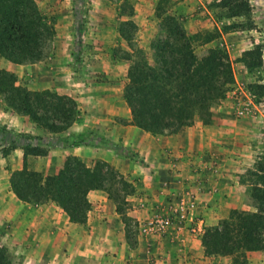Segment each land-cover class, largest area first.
<instances>
[{
  "label": "rangeland",
  "instance_id": "obj_1",
  "mask_svg": "<svg viewBox=\"0 0 264 264\" xmlns=\"http://www.w3.org/2000/svg\"><path fill=\"white\" fill-rule=\"evenodd\" d=\"M180 1L183 0H35L54 35L42 60L27 64L31 66L19 77L14 74L15 85L30 92L42 93L36 98L38 103L41 96L45 98L43 95L46 92L50 96L46 101H50L51 104L48 105L52 106L57 103L54 95L71 98L55 91L43 90V85L47 83L43 80L44 61L49 67L48 76H52L53 80L56 77L63 84L61 93L69 91L66 90L69 84L75 91L84 90L86 95L89 92L85 90L86 87L82 88L85 84L88 87L94 85V89L107 88L113 83H119L120 88L124 87L130 81L128 73L131 68L140 64L149 68L156 67L154 41L162 38L165 33L161 29L165 15L175 16L189 35H214H207L214 37L210 42H194L193 50L198 59L205 57L210 49L221 51L222 60L228 63L230 73V81L225 80L220 86L221 98L214 99L202 112L194 114L188 125L161 134L162 137L169 138L171 135L185 134L190 129L196 133L195 142L188 141L186 137L176 143V151L186 155L188 164H184L185 167L178 171L183 174L184 182L177 185L180 184L182 175L180 178L178 176L174 185L169 186L170 193L164 202L167 203L168 199L169 203L176 202L184 196L188 201L187 194L191 195L195 201V210L190 217L203 220V233L193 236L187 226L178 233L170 230L164 236L145 233L143 225L155 215H146L148 218L145 217L139 223L125 214V239L130 247L142 253L144 264H199L195 260L201 261V257L206 258L209 264H264V249H237L226 254L221 249L210 252L202 244L206 231L220 227L230 219L233 211L255 212L250 171L254 170L255 163L263 159L264 154V0H247L251 8L246 16L248 18L226 16V11L214 6L219 0H184L187 2L186 7ZM158 3H163L162 9L158 8ZM256 46L260 47L261 65L248 68L240 59L245 51ZM227 74L228 71L223 79H226ZM44 79L47 80V77ZM71 99L77 105L79 115V105L76 100ZM43 104L44 101L41 105ZM5 106L7 105L0 95V110H8ZM130 124H133L131 120ZM186 129L188 130L185 131ZM40 132L42 134L39 135L36 131L35 137L43 135V127H40ZM8 134L6 125L0 124V244L8 250L12 264H46L53 260L55 250L43 257V204L56 206L58 214L59 206L48 200L44 203L23 202L31 206L26 207V210L21 208V202L12 192L10 178L13 173L22 170L23 166L19 170H12V159H7L2 154L8 149L6 147H11ZM22 135L30 134L13 132L12 137L18 140ZM96 135L98 142L93 147L98 158H94L92 163L103 165L101 173L106 175L111 199L114 198L115 202L118 197L121 211L126 213L130 205L125 199L134 192L133 182L138 177H125L114 166H123L120 161L123 158H127L131 165L134 161L139 164L143 161L137 158L134 148L123 146L126 149L123 151L125 155L119 154V157L112 158L107 152L114 153L113 142L107 141L98 133ZM64 137L66 139L68 136ZM40 147L43 149V143ZM68 156L70 155L62 157L61 167ZM103 157L111 158L109 161L113 165L104 161ZM28 158V170L43 175V172L34 169L41 163V158L33 162ZM79 159L83 161V158ZM15 160L19 164V157ZM156 174L160 178L161 175ZM168 175L167 169L164 170L163 177ZM215 186L221 189V193L216 194ZM202 189L213 195L211 201L215 203L212 208L207 203L203 205L205 210L211 209L207 221L201 212L202 204L199 201ZM161 209L165 213L167 207L164 209L162 206ZM52 216L60 219L57 214ZM68 245L64 251H67L66 257L72 258L73 250ZM103 255L106 256L102 252ZM67 264L73 262L68 261ZM81 264L105 263L97 260Z\"/></svg>",
  "mask_w": 264,
  "mask_h": 264
},
{
  "label": "trees",
  "instance_id": "obj_2",
  "mask_svg": "<svg viewBox=\"0 0 264 264\" xmlns=\"http://www.w3.org/2000/svg\"><path fill=\"white\" fill-rule=\"evenodd\" d=\"M162 4H157L159 9ZM214 6L226 11L230 18H248L251 10L247 0H219ZM161 27L165 33L154 41L156 67L140 64L131 68L130 81L123 89L133 125L159 135L188 125L194 114L202 112L214 99L221 98V84L230 81L229 65L223 62L219 49H210L202 59L194 54V42H210L214 37L207 35H214H189L171 15L164 16ZM53 35L52 27L43 19L35 0H0V57L13 63H36L46 56ZM240 60L248 68L261 65L260 47L245 51ZM227 71L226 79H223ZM15 82L13 74L0 71V95L8 108L27 115L32 122L50 132H59L77 118L78 108L71 98L54 95L57 103L52 106L46 101L50 97L46 92L45 98L41 96L38 103L36 98L42 93L27 91ZM43 101L45 104L41 105ZM94 139L98 140V136L91 131L65 140L66 146H96ZM10 150L5 149L3 156ZM47 152L39 146L23 148V168L10 178L12 192L21 202L53 201L71 222L84 224L90 207L87 200L90 190L106 191L111 198L106 175L101 173L103 165L87 167L77 156L70 155L54 176L44 177L29 171L28 156L46 155ZM106 171H109L108 166ZM250 177L255 212L233 211L230 219L220 227L206 231L202 244L210 252L221 249L229 254L237 249H264V154L250 171ZM117 200L116 211L122 215ZM0 264H12L8 250L1 244Z\"/></svg>",
  "mask_w": 264,
  "mask_h": 264
},
{
  "label": "crops",
  "instance_id": "obj_3",
  "mask_svg": "<svg viewBox=\"0 0 264 264\" xmlns=\"http://www.w3.org/2000/svg\"><path fill=\"white\" fill-rule=\"evenodd\" d=\"M180 4L183 7L187 6V2L184 0L180 1ZM30 66L13 63L0 57V70L10 72L16 76L22 75L26 68ZM48 71L49 67L43 61V80L47 81L43 85V90L55 91L57 94L70 96L77 101L81 112L65 130L50 132L46 131L43 127V135L35 137L37 136L35 135L36 131L39 132V135L42 134L40 132L41 126L38 123L32 122L27 115L15 112L7 106L5 108L8 110H0V124L2 126L6 125L7 130H9L8 138L11 140V150L6 156L7 159H12V163L10 161V164L13 166L12 170L22 168L23 148L25 146L40 147L41 143H43V148H48L47 154L36 157L32 156L28 160L33 162L41 158V163L34 169L43 172L44 177L53 176L58 173L64 155L81 157L87 167H92L95 164L92 163L93 160L98 158L95 153L96 146H66V143H64L65 135L74 137L91 131L102 135L107 141L113 142L114 146L112 149H114V153L107 152L112 158L115 156L119 157V154L124 156L125 153L123 151H126V149L123 148L132 147L135 149L137 158H140L143 163L139 164L134 161V164L131 165L128 162L129 160H126L127 158H123L124 160H120L123 166H114L121 174H125V177L132 178L135 175V177H138L133 182V186L135 187L134 192L128 194L125 199L131 208L129 207L128 211L126 213L123 212L122 215L116 211L115 202L109 198L107 192L98 189L90 190L87 193L90 207L84 224L71 222L67 214L59 207L58 209L62 213L59 211L58 214V211H55L56 206L43 204V257L46 253L49 254V252L55 250L53 260H49L46 264H67L68 261L73 262V264H81L97 260H103L105 264H144L142 253H139L136 248L130 247L125 239L124 228L126 222L123 220V217L127 214L130 218L138 220L140 223L148 215L162 213L161 207L163 206L165 209L169 203V199L167 203L164 202L170 193L169 186L174 185L177 180L176 178L178 176L180 178V175H182L180 184L177 185L180 186L184 182L182 181V178H184L183 174H181V171L178 173V171L185 167L184 164H188L186 155L176 151L178 149L176 143L179 139L186 137L188 141L191 140L193 143L195 142L196 133L189 128L190 130H185H188L187 132L184 131L185 134L179 133V135H171L169 138L162 137L161 135H151L130 124L132 118L131 112L125 103L122 91L124 87L120 88L119 83L116 82L117 84L113 83L107 88L97 89L92 88L94 85L89 87L86 84L82 85V88L86 87L85 90L89 92L88 95H86L84 90L75 91L71 88L72 85L69 84L70 87L66 84L68 85L66 90L68 89L69 91L61 93L60 90L63 88V84L56 77L55 80L52 79V76L49 77ZM44 77H47V80ZM76 92H80V94ZM13 132H23V134L30 135H22L17 140L15 137H12ZM94 141L93 144L96 145L98 140L94 139ZM83 152H87V155ZM18 157L20 159L19 164L15 160ZM110 159H105L104 161L112 164L109 161ZM128 164L132 166L129 169L127 168L129 167ZM166 169L169 175L165 178L163 175ZM133 172L135 173L133 174ZM156 173L161 175L158 176L162 179L156 177ZM185 182L188 183L186 180ZM215 188L216 194L221 193V189L219 190L216 186ZM206 192V189H202L199 201L202 204L201 212L205 215L207 221L209 215H211L210 208L215 203L211 201L214 198L213 195H209ZM211 197L213 198L211 199ZM205 203L210 205V208L207 210L203 207ZM28 206L31 205L21 202L23 210H26ZM54 214L59 215L60 219L57 220L53 217L52 215ZM50 216H52L51 220ZM132 222L135 223L133 220ZM67 244L72 247V258L66 257L67 251H64V248ZM102 252L106 256H102ZM200 259L201 261L195 260V262L209 264L206 258L201 257Z\"/></svg>",
  "mask_w": 264,
  "mask_h": 264
},
{
  "label": "built area",
  "instance_id": "obj_4",
  "mask_svg": "<svg viewBox=\"0 0 264 264\" xmlns=\"http://www.w3.org/2000/svg\"><path fill=\"white\" fill-rule=\"evenodd\" d=\"M185 197L176 202H170L165 213L155 215L143 225V231L164 236L170 230L178 233L187 226L188 231L193 236L201 235L203 233V220H195L190 217L195 210L194 198L187 194L188 201H186Z\"/></svg>",
  "mask_w": 264,
  "mask_h": 264
}]
</instances>
